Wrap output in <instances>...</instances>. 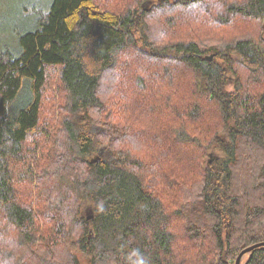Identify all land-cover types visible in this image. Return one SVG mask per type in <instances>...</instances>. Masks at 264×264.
Segmentation results:
<instances>
[{
  "label": "trees",
  "instance_id": "trees-1",
  "mask_svg": "<svg viewBox=\"0 0 264 264\" xmlns=\"http://www.w3.org/2000/svg\"><path fill=\"white\" fill-rule=\"evenodd\" d=\"M142 1L0 17V264H79L73 245L88 264H234L264 241V0Z\"/></svg>",
  "mask_w": 264,
  "mask_h": 264
},
{
  "label": "rangeland",
  "instance_id": "rangeland-1",
  "mask_svg": "<svg viewBox=\"0 0 264 264\" xmlns=\"http://www.w3.org/2000/svg\"><path fill=\"white\" fill-rule=\"evenodd\" d=\"M152 2L153 1L151 0H144L142 1L141 6L142 8L146 9L147 7H149V5ZM48 3H49V0H0V17H4L5 13L8 12L12 17L11 21H13V20H16V17L14 15L15 8L26 5L29 9L28 13L32 14L39 9L40 10L46 9ZM144 4H146L147 6ZM262 35L264 37V33ZM42 95H43V101H42V106H41L39 125H42L47 120L50 121L51 123L49 127L50 131L47 137V139H50V138L55 137L53 134L59 130V122L61 121V117L59 113L53 110L52 105L54 103H61L64 100V89L62 88V85L59 79V67L49 66L47 68V76H46L45 84L42 88ZM105 128H106L105 124H102L100 129L102 130V132H104ZM94 131H97V129H94ZM145 134H148V133L146 132ZM102 150L103 149H101L100 152H102ZM155 154L156 152L154 150L152 152V155L154 156ZM153 156H152V159H153ZM89 213L90 211L88 212V214ZM90 233L91 232H89V234ZM72 250L74 254L77 256L79 260V264H88V261H89L88 256L85 253H82L81 250H79V248L76 247L75 245L72 246Z\"/></svg>",
  "mask_w": 264,
  "mask_h": 264
},
{
  "label": "water",
  "instance_id": "water-1",
  "mask_svg": "<svg viewBox=\"0 0 264 264\" xmlns=\"http://www.w3.org/2000/svg\"><path fill=\"white\" fill-rule=\"evenodd\" d=\"M144 5H146V4H144ZM146 6H147V5H146ZM207 58H208V59H211L212 56L209 55ZM87 218H89V217H87ZM259 246H264V241H260V242H257V243H253V244H251V245H248V246L244 247V248L238 253V255L236 256V259H235V261H234V264H246L247 261H248V259H249V256H248L246 259H244L245 255L251 253V252L253 251L254 248H257V247H259Z\"/></svg>",
  "mask_w": 264,
  "mask_h": 264
},
{
  "label": "clouds",
  "instance_id": "clouds-1",
  "mask_svg": "<svg viewBox=\"0 0 264 264\" xmlns=\"http://www.w3.org/2000/svg\"><path fill=\"white\" fill-rule=\"evenodd\" d=\"M142 264H146V261L145 262H142Z\"/></svg>",
  "mask_w": 264,
  "mask_h": 264
}]
</instances>
